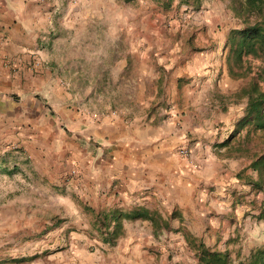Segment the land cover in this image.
Masks as SVG:
<instances>
[{
	"label": "crops",
	"instance_id": "0c3cea01",
	"mask_svg": "<svg viewBox=\"0 0 264 264\" xmlns=\"http://www.w3.org/2000/svg\"><path fill=\"white\" fill-rule=\"evenodd\" d=\"M64 1L0 0V238L24 216L25 201L8 197L2 160L10 151L33 185L64 186L85 200H158L202 239L207 232L223 242L239 238L243 248L247 240L264 245V221L253 232L255 212L227 164L233 113L202 106L211 89H225L215 79L234 20L197 24V43L212 49L193 57L160 25H133L127 55L111 60L110 74L99 62L89 76L77 66L82 57L70 56L76 25L66 16L76 9ZM218 7L212 2L204 15L220 16ZM185 146L190 161L177 154Z\"/></svg>",
	"mask_w": 264,
	"mask_h": 264
},
{
	"label": "rangeland",
	"instance_id": "374dc122",
	"mask_svg": "<svg viewBox=\"0 0 264 264\" xmlns=\"http://www.w3.org/2000/svg\"><path fill=\"white\" fill-rule=\"evenodd\" d=\"M230 1L171 0L166 7L167 0H65L63 6L76 9L73 14L66 16L76 25V29H71L76 41L75 45L70 46L69 53L73 60L79 61V56L82 57L81 64L77 66H85L89 76L95 73L99 62H108L104 66L110 74L111 60L127 55L132 26L150 23L153 26L160 25L161 33L166 35L183 56L200 55L212 48L197 43V24L212 23L220 28L233 19L234 28L244 27L242 20L234 16ZM212 2L219 4L220 16L204 15ZM98 9L103 11L98 13ZM220 63L215 84L223 83L225 89H211L202 106H216L222 112L233 113L227 125L225 140L227 164L235 169L232 177L237 178L244 186L242 190L246 195L239 197L249 207H253L251 210L255 214L250 216L249 221L255 232L258 221H264V191H258L252 183L264 178V175L252 170L249 165L253 159L264 154V132H250L247 136L246 129L236 133V128L246 106L242 90L263 64L260 59L251 56L243 57L242 63L236 64L230 54L227 39L221 47ZM101 65L103 64L97 66ZM110 80L112 82V78ZM108 97L113 96H106ZM106 98L99 105L106 106L109 102ZM14 157L9 151L2 163L8 168V197L25 201L22 208L24 216L9 223L11 231L9 230L7 238H0L1 264H198L195 252L185 239V233L200 239L212 250L228 251L233 264L244 260L256 249H264V245L255 243L254 240H247L249 246L243 248L239 238H231L226 242L220 238L208 239L207 232L203 233L206 235L203 237L204 242L202 237L190 233L188 227L177 220L179 217L169 220L173 211L158 200L148 203L125 198L85 200L64 186H51L38 179L34 180L33 185L32 178L23 170L22 161L15 160ZM244 161H247L246 167L238 169L242 168ZM246 196H253L254 199L248 202ZM258 196L259 199H256ZM137 207L157 211L169 220L170 231L154 235L153 227L148 221L127 222L124 224V235L115 246L102 244L97 231L92 227V212L88 210L98 212L119 208L128 211ZM17 209L20 212L19 204ZM205 224L206 222L202 223L203 227ZM196 225L201 226V223L196 222ZM225 246L226 249L222 250ZM249 248L252 251L246 255L244 252Z\"/></svg>",
	"mask_w": 264,
	"mask_h": 264
},
{
	"label": "trees",
	"instance_id": "16d2710c",
	"mask_svg": "<svg viewBox=\"0 0 264 264\" xmlns=\"http://www.w3.org/2000/svg\"><path fill=\"white\" fill-rule=\"evenodd\" d=\"M132 2L136 0H124ZM165 6H169V2ZM231 10L236 18L242 20L243 28L232 29L227 38L230 54L236 64H241L243 57L251 56L260 59L263 66L242 90V97L246 98L244 114L237 122L236 133L246 129L250 132H264V0H231ZM249 167L264 175V154L253 159ZM258 191H264V178L252 183ZM88 210V209H87ZM92 212V227L97 231L99 240L107 246H115L124 233V222L148 221L153 227V234L170 231L169 220L179 217L173 212L169 220L163 218L157 211L137 207L128 211L111 208ZM262 213V212H261ZM189 247L195 252L198 264H233L228 251L212 250L191 234H184ZM237 264H264V249L252 251L247 258L239 260Z\"/></svg>",
	"mask_w": 264,
	"mask_h": 264
},
{
	"label": "built area",
	"instance_id": "2783aa9c",
	"mask_svg": "<svg viewBox=\"0 0 264 264\" xmlns=\"http://www.w3.org/2000/svg\"><path fill=\"white\" fill-rule=\"evenodd\" d=\"M92 117L97 118L98 115L97 114H93ZM177 154L179 155V157L186 159V160H192L193 158V153L192 151L188 148V147H181L178 149ZM75 174L74 172H72V175Z\"/></svg>",
	"mask_w": 264,
	"mask_h": 264
}]
</instances>
